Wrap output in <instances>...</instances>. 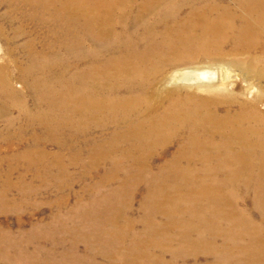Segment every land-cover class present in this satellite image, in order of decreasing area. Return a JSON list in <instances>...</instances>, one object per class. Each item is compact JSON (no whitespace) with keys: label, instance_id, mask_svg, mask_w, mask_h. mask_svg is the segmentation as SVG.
<instances>
[{"label":"bare ground","instance_id":"obj_1","mask_svg":"<svg viewBox=\"0 0 264 264\" xmlns=\"http://www.w3.org/2000/svg\"><path fill=\"white\" fill-rule=\"evenodd\" d=\"M13 2L0 0V7L7 4L12 11ZM231 2L236 7L221 0H187L188 10L179 3L162 12L157 6H165L167 0H22L35 9L30 20L57 25L53 38H62L69 52V61L62 63L50 59V52L37 56L32 50L33 65L22 69L37 107L46 106L37 116L46 126V135L57 139L69 131L71 146L79 153L73 161L82 159L94 174L111 166L112 171L100 177L99 187L114 184L112 180L121 185L118 192L96 188L99 203L80 205L88 210L89 218L84 220L92 232L112 233L119 242L133 243L146 231L158 238L153 240L158 245L172 240L180 247L179 259L195 252L185 253L182 248L188 247L210 256L206 257L210 262L220 258L264 264V86L241 89L239 80H224L222 71L212 66L165 74L174 62L250 56L264 48V0ZM137 34L142 36L140 41L133 40ZM85 42L100 48L87 50ZM232 61L243 74L256 73L264 81L260 56L247 63ZM55 69L59 72L54 78ZM169 86L175 88L168 90ZM185 86L207 93L227 91L229 96L246 93L249 102H257L252 106L240 102L238 110L230 104L222 113L225 100L184 94ZM0 93V118L6 117L11 131L16 123L8 117L13 106L21 107L22 115L30 112L24 97L25 101L21 96L18 102L15 99L12 72L4 64H0ZM258 99L262 111L256 107ZM173 144L177 151L166 158L163 150ZM159 151L164 162L155 166ZM84 153L86 159L81 157ZM241 186L252 194L260 224L238 208ZM143 187L144 206L137 221L143 229L137 231L136 219L127 217L126 211ZM98 206L105 207L103 214ZM161 216L164 221L158 222ZM164 247L167 251L157 247L162 249L158 258L151 253L145 259L173 264L175 248ZM11 249H16V260L43 264L39 254L28 261L24 249ZM100 257L108 264H144L140 256L127 255V263L116 254ZM100 257L93 260L98 262ZM189 258L200 260L190 256L183 261L189 263ZM72 260L67 261L75 264L86 257Z\"/></svg>","mask_w":264,"mask_h":264},{"label":"rangeland","instance_id":"obj_2","mask_svg":"<svg viewBox=\"0 0 264 264\" xmlns=\"http://www.w3.org/2000/svg\"><path fill=\"white\" fill-rule=\"evenodd\" d=\"M186 1L167 0L165 6L157 7H162L164 9L162 12H164L176 8L179 3L184 6ZM221 1L230 3L228 5L235 7L237 5L231 2L232 0ZM13 5L12 11L7 4L0 7V30L4 32V36L0 37V64L6 65L12 72V89L18 94L15 99L17 102L20 100V96L26 99L25 101L22 98L25 101L26 108L29 109L30 115H22L20 113L21 107L13 106L8 117L15 119L16 123L11 126V131L7 130L8 122H6V117L0 118V264H17L16 262L25 264L22 260L14 259L13 255L17 253L16 249H11L14 246L20 250H25V255L29 257L28 261L39 254L42 256L41 262L43 264H70L69 262H73L72 257L74 256H78L79 259L86 257V261L79 260L75 264H108L109 261L100 257V255L112 257L114 254L124 263H127L125 260L127 255H133L137 258L141 257L140 263L156 264V259L148 261L145 257L152 253L155 258H158L162 253V249L167 251L164 247L167 245L175 248L173 251L174 257L171 260L173 264H244L236 260L227 262L220 258L210 262L206 259V257L210 258V256L203 255L198 250L190 251L188 247L182 248L185 253L195 252L191 255H183L179 259L178 248L180 247H176L172 240H167L163 245H158L153 241L158 238H153L154 235L146 231H143V234H139L140 241L124 243L117 241L112 236V233L92 232L87 228L84 217H88L85 215L88 210H85L87 208L81 209L80 205H89L92 202L99 203L95 201L98 198V195L94 193L97 190L96 188L118 192L121 185L119 180H112L114 184L99 187L101 185L100 177L104 173L111 172L113 169L111 166L101 167L98 169L99 172L94 174L95 172L93 173V171L95 170L91 171V166L86 165L82 159L77 162L73 161L74 154L79 153L75 152L71 146V133L69 131L57 139L55 136L46 135L44 131L45 124L37 118L39 113L46 111V106L37 107V101L33 97L34 94H32L27 85L29 79L25 76L22 69L33 65L34 62L29 55L33 52L32 50L38 52L37 56L39 53L42 56L44 53L50 52V59L54 62L58 60V62L62 63L69 61V52L63 48L62 38V40L53 38L52 30L57 26L56 24L44 25V20H30V15H33L35 9L25 6L22 0H14ZM184 7L188 10L190 5ZM6 15L10 19L6 20L3 17ZM156 19L154 17L151 18L154 21ZM20 28H23L21 29L22 33H18ZM141 38V34H137L136 39H132L140 41ZM85 45L87 50L96 49L97 46L88 42H85ZM54 47L55 49H53ZM97 48L100 47L97 46ZM230 49L231 45L229 44L225 51L229 52ZM51 51H56L55 53L58 54L52 56L53 53ZM203 53L200 56H203ZM257 56L262 58L259 66L260 70L264 68V48L251 53L250 56L243 54H239L237 57L224 55L223 59L199 58L195 61L182 60L174 62L165 68V74L170 76L186 68L212 66L218 70L220 69V72L222 71L221 74L224 80H239L241 89H247L250 86L259 88L264 86V81L260 79L259 75L256 73L243 74L241 68L233 65L232 61L237 58L243 63H247ZM57 72L59 70L55 69L52 72V77L55 78ZM40 77L47 79L42 74H40ZM69 78L70 74H68L66 79ZM172 88L175 87H167L168 90ZM195 88L185 86L182 88V92L184 94L186 92H195L202 98L212 96L213 99L219 102L225 100L226 104L221 107L222 113L230 104H232L234 110H238L241 106L240 102H244L249 106L257 102H249L250 100L246 93L230 92L232 95L229 96L226 94L228 93L227 91L219 90L207 93ZM258 101V106L256 107L261 110V100L258 99ZM163 151L167 153H163ZM163 151H159L156 155V160L154 159L155 166H159L164 162V155L169 158L175 153L177 145L173 144L169 149H164ZM87 156L88 153L81 155L85 159ZM145 183L148 182L145 181ZM117 186L119 187L117 188ZM145 192V187H143L135 197L133 205L126 211L127 217L136 219L137 231L143 229L137 221L141 216L140 210L144 206ZM239 194L236 202L239 206L238 208L246 210L249 216L251 214L254 221L260 224L262 222L261 214L253 206L252 194L244 186H241ZM104 209V206L97 207V210L101 211L100 214L104 213ZM158 219V222L164 221L162 216ZM176 233H178L177 230ZM3 237L4 239L2 240ZM13 241L16 244L11 246V243H14ZM155 250H159V253H155ZM96 256L100 257L98 262L93 260ZM190 256H197L200 259L199 262L194 261L193 258H189V263L183 261V258ZM122 257L124 258L122 259Z\"/></svg>","mask_w":264,"mask_h":264}]
</instances>
